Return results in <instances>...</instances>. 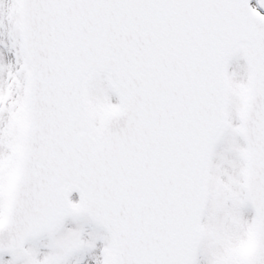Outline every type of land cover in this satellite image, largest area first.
<instances>
[{
  "label": "snow or ice",
  "instance_id": "snow-or-ice-1",
  "mask_svg": "<svg viewBox=\"0 0 264 264\" xmlns=\"http://www.w3.org/2000/svg\"><path fill=\"white\" fill-rule=\"evenodd\" d=\"M0 264H264V0H0Z\"/></svg>",
  "mask_w": 264,
  "mask_h": 264
},
{
  "label": "rangeland",
  "instance_id": "rangeland-1",
  "mask_svg": "<svg viewBox=\"0 0 264 264\" xmlns=\"http://www.w3.org/2000/svg\"><path fill=\"white\" fill-rule=\"evenodd\" d=\"M240 64V65H242L243 64V61L242 60H239V61H236V60H234L233 61V65H235V64Z\"/></svg>",
  "mask_w": 264,
  "mask_h": 264
}]
</instances>
